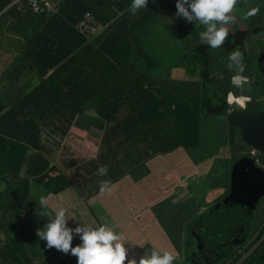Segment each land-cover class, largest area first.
I'll return each instance as SVG.
<instances>
[{"label": "trees", "instance_id": "16d2710c", "mask_svg": "<svg viewBox=\"0 0 264 264\" xmlns=\"http://www.w3.org/2000/svg\"><path fill=\"white\" fill-rule=\"evenodd\" d=\"M15 1L0 0V17L18 13L32 23L31 31L19 29L18 23L16 30L36 58L31 67L40 82L9 107L0 97V264H47L36 255L35 218L26 213L33 186L44 184L58 194L72 176L88 181L95 171L90 179L112 182L125 167L144 159L199 148L203 118L226 117L229 111L227 98L238 68L228 67V54L237 48L242 52L239 74L258 66L251 39L264 22V0H237L231 13L236 21L226 25L229 34L217 49L200 39L203 28L197 21L180 16L176 28L152 26L177 15V0H148L136 14L130 11L131 0H59L58 11L50 14H35L29 7L9 10ZM251 8L258 11L247 16ZM87 12L102 26L92 39L76 29ZM175 38L184 45L176 66L186 70V80L158 76ZM260 47L264 52V43ZM73 60L79 65L71 75ZM88 110L96 114L90 126L104 132L101 152L91 162L94 168L80 161L69 177L54 159L60 151L66 155L65 142L73 127L83 126L79 119ZM63 162L71 167L77 160ZM101 165L106 173L97 171Z\"/></svg>", "mask_w": 264, "mask_h": 264}, {"label": "crops", "instance_id": "0c3cea01", "mask_svg": "<svg viewBox=\"0 0 264 264\" xmlns=\"http://www.w3.org/2000/svg\"><path fill=\"white\" fill-rule=\"evenodd\" d=\"M11 6L12 8L9 10H12L13 7H17L18 11L22 12L28 9V4L25 3V0H17ZM23 20L18 13L8 12L6 16L0 17V97L8 107L12 105L23 90L33 88L40 82L39 72L31 67L36 58L30 57V53L26 51L27 39L21 36L20 31L16 30L17 23L21 30L31 31L33 29L32 23L26 24L25 20ZM179 20V15L172 14L169 20L159 21L152 26L176 28ZM171 41L174 43V40ZM71 57L74 59L75 55L72 54ZM78 65L77 60L72 61L71 75L78 71ZM166 70H171V68L162 67L158 71V76H171V74H168L169 71L166 73ZM52 71L49 73H52ZM95 117L94 110H88L81 116L79 122L83 126L77 125L73 127L72 134L65 142V145L69 147V157L60 151L58 157L54 159V164L58 165L60 170L69 177L71 174L74 175L80 165V161H88L87 167L92 169L94 167L91 162L99 159L104 132H102L103 135L100 142H96L94 137L101 134V131L90 126L94 122ZM85 127L91 128L87 130ZM150 153L151 151L147 155L145 153L144 156H148ZM125 155L124 153L120 156L122 163H124ZM157 157L147 158L138 165L125 167V171L117 180L109 182L110 187L114 185L113 192L111 194L105 193L103 196L100 194V183L97 180L90 179V177L96 175V171L93 175H88V181L81 179V175L76 176V178L72 176L70 186L58 194H51L52 189L47 190L44 184H40L38 187L33 186V193L26 205V213L38 221V224L35 222V241L37 246L34 248L36 255L41 256L45 263L50 264L54 263L56 259L64 258L70 252L69 250L68 253H64L55 247L49 249L46 246V241L38 237L37 230L42 229L48 223V217L39 214L40 205L38 199L40 195L49 196L52 204L62 203L69 207L67 226L73 230L78 226L83 227L85 224L92 225V222H95L94 226H99L107 220L117 231L123 232L126 236L124 246L127 249L125 263H127L128 259H135L139 262L143 256L150 255L153 247L162 250V245L166 244V240L168 242L167 237L169 234L167 232L172 231L173 228L168 227L164 231L156 228L163 224L171 223L173 218L181 222V217H183L180 226L181 230L185 228L186 220L184 215L181 214L178 217L183 208L175 211L174 204L177 197L182 196L185 199L186 192L185 188L177 186V183L172 186L171 193H168V190L163 188V184L159 181L160 170H157L158 167L154 166L155 163H153ZM68 158L77 160L76 165L74 164L75 166L71 167L65 165L63 161ZM172 162L174 163L175 161L173 160ZM172 168L174 169L175 166ZM184 180L183 178L179 184L183 183L182 185H185L186 181ZM181 188L182 191L176 192L179 189L181 190ZM162 233H164L163 237L166 238H163L158 246L155 242L156 237ZM79 236L80 234L73 231V247L82 243ZM144 236L148 237L145 240L146 243L140 240ZM139 246L144 250L146 249L147 252H144L143 249L141 250ZM166 248L167 246L164 250Z\"/></svg>", "mask_w": 264, "mask_h": 264}, {"label": "flooded vegetation", "instance_id": "af4514ba", "mask_svg": "<svg viewBox=\"0 0 264 264\" xmlns=\"http://www.w3.org/2000/svg\"><path fill=\"white\" fill-rule=\"evenodd\" d=\"M263 26L264 22L254 28L255 36L251 39L258 66L247 74H240L245 78L240 86L231 84L227 115L232 110H243L250 114L264 111V52L260 47L264 43V29L261 32ZM241 27L247 26L241 23ZM227 115L225 118L228 120ZM233 129L231 151L237 157L233 158L230 169L225 171L227 174H223L225 178L179 185L186 192L181 211L184 213H179L184 215L186 225L182 230L179 229L180 234L175 235L180 236V241L174 238L171 242L168 236V242L166 240L161 248L164 250L167 246L166 250L173 252L176 257L173 264H239L243 256L252 251L264 236V153L247 146L242 141L240 130ZM236 141L239 145L235 149ZM245 157L251 161L237 172L233 201L224 204L215 215H210L232 193L234 166ZM182 188L176 192L182 191ZM261 192L263 194L255 199V195ZM247 194L254 195L250 204L246 203L248 199L251 200ZM181 199L182 196L177 197L175 202ZM200 220L202 222L198 224ZM242 264H264V241Z\"/></svg>", "mask_w": 264, "mask_h": 264}, {"label": "clouds", "instance_id": "9594fccd", "mask_svg": "<svg viewBox=\"0 0 264 264\" xmlns=\"http://www.w3.org/2000/svg\"><path fill=\"white\" fill-rule=\"evenodd\" d=\"M148 0H131L130 11L136 14L140 9L146 8ZM237 0H177V15L186 18L187 21H197L203 30L199 31V37L212 49L220 48L229 34V22H235L236 16L232 15ZM258 9L251 8L247 16H253ZM228 67L235 65L238 68L236 75L232 77V83L240 86L243 79L239 73L244 71L243 54L237 48L228 54ZM97 171L101 174L108 171L107 166L101 165ZM114 185L109 186L108 181L100 183V194H111ZM39 214L48 217V223L42 229L37 230L41 240L46 241V246L51 249L55 247L64 253L78 258V264H125L127 249L124 246L126 236L117 231L107 220L99 226L85 224L74 230L67 226L69 215L68 206L62 203H50V197L40 195ZM73 231L80 234L81 244L73 247ZM176 257L171 251L158 250L153 247L150 255L143 256L139 262L128 259L127 264H173Z\"/></svg>", "mask_w": 264, "mask_h": 264}, {"label": "rangeland", "instance_id": "374dc122", "mask_svg": "<svg viewBox=\"0 0 264 264\" xmlns=\"http://www.w3.org/2000/svg\"><path fill=\"white\" fill-rule=\"evenodd\" d=\"M177 34V33H175ZM175 36V35H174ZM177 36V35H176ZM184 45L181 42V40H178L175 38V41H171V47L170 50L165 53V58L163 59V64L166 67H170L171 70H166V73L169 71L168 74H171V76L168 77V75H162L163 77L168 78H174L176 80L181 79H189L190 76L186 73V71L182 68H178L176 66L178 59L180 58L181 54L183 53ZM247 94V93H245ZM91 127H88V130H90ZM98 134L94 137L96 139V142H100L102 139L103 133ZM230 127L228 120L223 116L218 117H204L202 120V131H201V137L202 142L199 148L197 149H184V150H178L172 154H168L167 156L161 157L158 156L153 163L154 166L158 167L157 170H160L159 175L161 181V184H163V188L168 190V193H171L173 189V185L177 183V186L180 185L179 183L184 178L187 183L190 182L191 185L195 181H204L206 180H214L219 181L224 179L225 175L224 173L227 169H230L231 164L233 163V158L237 157V154H233L232 145H231V139H230ZM98 145V144H97ZM239 145V142L236 141L234 143V148L236 149V146ZM67 157H69V147H67ZM66 157V156H65ZM70 159V158H68ZM175 161L174 163L172 161ZM159 161V162H158ZM175 166L173 169L172 167ZM182 167V169H181ZM225 169V170H224ZM221 170H224V172H221ZM228 177V176H227ZM164 181V183H162ZM183 183H181L182 185ZM210 184V183H209ZM206 185H208L206 183ZM0 183V187H1ZM200 193H198L199 195ZM184 198L181 199V201H178L174 204H180L178 207L175 206V211L182 208V204ZM184 213V212H181ZM181 214H178V217H180ZM29 221V220H28ZM36 224H38V221L34 220ZM33 221V222H34ZM172 222L169 224H163L162 226H159L156 229H167L168 227L173 228L172 231H168L169 234V240L171 239V242L174 238H176V241H180V236H175L177 233L180 234L181 231V222L183 221V217H181L178 221L176 218H173L171 220ZM169 228V229H171ZM155 229V230H156ZM174 229H178V232ZM164 233L156 237V244L159 246L160 241L164 238ZM148 237L144 236L140 238V240L143 243H146V239ZM153 238V237H150ZM160 238V240H159ZM182 238V237H181ZM73 246V245H72ZM142 250L143 248L139 246ZM144 252H147L146 249ZM48 264V263H47ZM50 264H78V258L71 254V251L67 256L61 259H56L54 263Z\"/></svg>", "mask_w": 264, "mask_h": 264}, {"label": "water", "instance_id": "95a60500", "mask_svg": "<svg viewBox=\"0 0 264 264\" xmlns=\"http://www.w3.org/2000/svg\"><path fill=\"white\" fill-rule=\"evenodd\" d=\"M263 58L261 57V60ZM227 118L229 120V127H230V139H231V145L233 146V128H238L241 132L242 141L247 145L251 146L252 148L256 149L257 151L264 153V111L257 112L254 114H250L246 111H235L232 110L228 113ZM233 148V147H232ZM250 158L245 157L238 161L234 166V173L232 175V181H233V187H232V193L230 196L225 199L221 204H219L217 207H215L210 215H215L216 212L221 209V207L228 203L233 201V195H234V182L237 180V172L242 170V166L250 163ZM258 188H260L258 186ZM264 192V191H263ZM263 192L258 193L255 195V199L258 198V196L263 194ZM247 196L251 200L248 199L246 203L250 204V202L254 199L253 194H247ZM209 215V216H210ZM202 220L198 222L201 223ZM264 241V236L261 238L259 243L255 246V248L243 256L242 260L239 264H242L249 256L250 254L260 246V244Z\"/></svg>", "mask_w": 264, "mask_h": 264}, {"label": "built area", "instance_id": "2783aa9c", "mask_svg": "<svg viewBox=\"0 0 264 264\" xmlns=\"http://www.w3.org/2000/svg\"><path fill=\"white\" fill-rule=\"evenodd\" d=\"M59 0H26L28 7L35 14H50L58 11ZM77 31L87 39L96 37L102 27L99 26L92 13L87 12L76 25Z\"/></svg>", "mask_w": 264, "mask_h": 264}]
</instances>
